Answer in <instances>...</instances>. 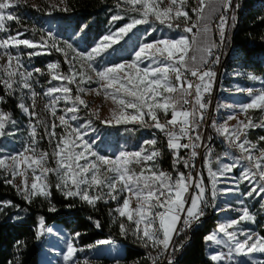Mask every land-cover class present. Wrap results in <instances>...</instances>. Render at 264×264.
Wrapping results in <instances>:
<instances>
[{
  "label": "snow or ice",
  "instance_id": "obj_1",
  "mask_svg": "<svg viewBox=\"0 0 264 264\" xmlns=\"http://www.w3.org/2000/svg\"><path fill=\"white\" fill-rule=\"evenodd\" d=\"M20 2L21 0H0V33L9 32L8 22L19 23V17L11 10ZM60 3L63 4L64 0H60ZM188 5L189 0H119L118 8L135 15L130 16L129 22L123 26L100 37L87 52L78 51L67 42L61 47L51 32L41 35L39 41L22 39L24 33L19 31L0 38V56L6 57V63L0 65V86L6 96L15 95L19 91L22 98L31 100V105L24 102L18 105L29 118L28 142L20 152L0 157V172L5 177L3 182L11 185L17 195L29 203L42 197L51 205L50 176H55V188L65 199L78 198L93 207L99 201L117 202L113 212L120 218L121 235L131 233L144 247L155 251V256L149 255L152 264H158L164 253L177 250L173 247L174 237L199 222L205 214L204 209L209 205V188L205 184L203 173L193 174L197 149L203 147L207 153L204 167L213 201L218 192L227 194L238 191V188L233 187L218 189L217 185L221 178H226L239 166L240 161L247 166L237 183L247 181L252 185L246 194L249 197L254 194L264 195V148L258 146L259 142L264 141V136H260L255 143L248 139L250 130L264 129V115L258 122L248 115L249 110L264 113V88L256 92L247 90L249 102L239 106V113L245 119H238L235 126L230 128L227 122H212L216 134L223 137L230 148L240 153L232 163H221L217 159V167L214 168L212 148L203 143L198 131L208 107L204 96L212 92L216 77L211 65L219 62L218 56L212 58L213 50L219 45L208 39L211 31L208 19L211 15L220 13L216 27L222 43L229 19L226 13L233 7L232 0H196L195 6L191 8L195 19L189 14ZM50 7L65 12L69 10L66 6L60 8L55 4ZM123 19L119 14L111 17L112 22ZM150 19L169 29H180L183 25V34L175 38L161 37L141 43L131 60L110 63L100 69L94 66L97 58H103L137 26L148 23ZM21 47L31 51H22ZM65 47L74 55L65 51ZM13 49L16 51L13 52ZM51 49L64 56V63L69 65L67 73L61 71L60 61L49 62L46 72L40 68L26 67L23 60L25 55L31 59L50 54ZM36 74L49 76L50 85L53 81L60 82L43 92V97L47 98L45 110L52 117L51 123L41 119L35 111V98L40 95L33 86ZM248 79L259 78L249 74ZM92 83H96L98 87H86ZM73 84L76 85L74 95L70 87ZM89 92L98 96L103 94L104 99L111 100L114 105L109 110V117L105 119H100L98 111L89 110L100 124H133L162 133L167 140V148L172 152L175 175L158 166L157 160L161 152L156 147V138L145 139L138 150L120 151L114 158L95 151L93 143L85 139L92 120L89 119L87 124L80 126L72 123L78 120L77 113L81 106L88 109V103L82 98V94ZM61 101L66 107L59 109L63 114L58 115ZM3 102L5 97L0 96V103ZM234 118L236 117L232 115L228 117ZM15 123L10 112L0 110V137L9 135L7 127ZM41 126L45 129L43 137L38 133ZM57 127L63 129L59 136ZM44 137L53 146L51 152L38 148L39 140ZM208 140L211 141L212 137L209 136ZM181 150H189L187 159L180 155ZM50 158L54 161V167L49 165ZM181 164L189 170L187 173L179 170L178 166ZM17 177L20 178L19 184L16 183ZM237 203L243 205L244 201L238 200ZM9 206H12V201H0V210ZM236 210L241 213L238 218L220 223L216 232L205 237L207 241L227 248V252L210 255V260L215 264L231 262L234 257L264 254V235L240 227L244 222L255 223V216L247 207ZM48 211L55 212V206H50ZM96 227H100L98 221ZM51 231L52 229L45 227L44 217H40L36 239ZM217 233L224 238H219ZM75 235L79 236L80 233ZM21 243L17 242L18 245ZM112 243L107 239L98 240L89 247ZM78 251L82 249L68 241L66 251L62 254L63 264H79L74 260ZM83 264L89 262L85 260ZM167 264H173L172 260L169 259ZM252 264L256 262L253 261Z\"/></svg>",
  "mask_w": 264,
  "mask_h": 264
},
{
  "label": "trees",
  "instance_id": "obj_2",
  "mask_svg": "<svg viewBox=\"0 0 264 264\" xmlns=\"http://www.w3.org/2000/svg\"><path fill=\"white\" fill-rule=\"evenodd\" d=\"M118 3L119 0H64V3H60L58 7L66 6L69 9L66 12L52 9L44 0L37 7H30L27 4L21 5V7L18 5L11 11L19 17V23L12 21L9 23V28L13 33L23 32L22 39L39 41L41 35L45 34L31 17H36L38 20L46 19L56 36L69 41L78 50L87 52L109 30L123 26L129 22L130 16L135 15L118 8ZM188 10H190V2ZM117 14L123 16L124 19L112 22L111 17ZM182 27L183 25L180 29H169L154 19H150L148 23L137 26L129 36L115 45L113 50H109V53L103 58H97L94 66L100 68L110 63L128 60L139 43L150 42L165 36L174 38L182 30ZM149 33L151 35H148ZM21 50L31 51L23 49V47ZM29 60L33 66L44 71L45 65L49 62L60 61L61 71L64 72L65 70L62 56L54 49L50 50V54L34 56ZM232 70H240L243 77L233 80L240 82L244 87L255 86L259 82L264 84V0H240L238 10H233L223 56L222 75L213 105L219 94L218 89L221 86L220 82L223 75H231ZM249 74L259 79L255 82L250 81L247 77ZM49 79V76H43V81L49 87L60 83L53 81L50 85L48 84ZM0 96L5 97V102L0 103V110L10 112L12 119L16 121L14 125L10 124L7 127V131L16 137L20 129V119H22L16 105V93L12 96H6L3 87L0 86ZM89 110V108L85 109L81 106L77 113L76 126L87 124L89 119L92 120L91 128L87 129L89 130L88 138L101 154L107 153V147L110 148L111 152L134 150L145 139L152 138L157 139V144H159V147L156 146L157 148H163L159 136L153 131L154 129L142 128L133 124L102 125L99 120L91 116ZM261 116L262 113L259 112V120ZM129 126L134 127L132 132L127 129ZM212 130L210 127V131L213 133ZM38 133L43 137L40 128H38ZM212 135L213 138L210 142L212 157L219 156L224 149L232 158L240 155L236 149L229 147L223 137ZM260 136H264V129L257 128L249 131L248 139L257 142ZM39 146L42 151H47L44 138L39 140ZM258 146L264 148V141L259 142ZM171 154L169 151V156H166L165 164L162 163V166L166 165L168 172H172L174 175ZM240 162L247 166L245 162ZM232 174L237 176V170L233 169ZM4 179L0 175V201H12V206L0 210V264H38L37 255L41 249L40 240L44 235L40 239H36L35 234L40 217H44L45 227L59 224L70 235L80 233L79 236L75 235V241L79 246L104 239L113 241L121 249L120 255L117 257L101 256V264H110L115 259L123 264H152L149 255L155 256V251L144 247L131 233L126 236L121 235L119 231L120 218L112 217L111 212L114 203L111 201L108 203L99 201L93 207L78 198L65 199L56 190L52 177H49V183L52 185L51 205L48 200L42 197H37L29 203L17 195L16 190L11 185L5 184ZM250 187L245 182L238 183L239 193L246 197L247 205L255 216V223L249 222L245 228L264 235V199H261V195L247 196V192L251 190ZM50 206H55L56 211L49 212ZM204 213L199 222L194 223L192 227L174 237L173 247L177 250L166 252L158 264H167L169 259L172 260L173 264H215L206 255L205 243L207 240L205 237L215 229L217 218H220L221 214L210 204L204 209ZM97 221L100 223L99 228L96 227ZM18 241L22 243L18 245ZM221 264H252V262ZM256 264H264V262H256Z\"/></svg>",
  "mask_w": 264,
  "mask_h": 264
},
{
  "label": "rangeland",
  "instance_id": "obj_3",
  "mask_svg": "<svg viewBox=\"0 0 264 264\" xmlns=\"http://www.w3.org/2000/svg\"><path fill=\"white\" fill-rule=\"evenodd\" d=\"M41 1H43V0H21L19 6L21 7V5L27 4L30 7H37V6L41 5ZM44 1L49 6H51L53 4L58 6L60 4V0H44ZM189 2H190V9H191L193 6H195L196 0H189ZM191 16L193 17V19L195 18V14H193L192 12H191ZM31 18L33 21H35L38 28L41 31H43L45 35L48 32H51L52 35L55 37L57 44L60 45L61 47L65 46V42L70 43L69 41L62 39L61 37L56 36L53 33V29H52L50 23L46 19L38 20L36 17H34V18L31 17ZM9 23L10 22H8V28H9ZM115 30H109L106 34H108L110 31H115ZM8 34H15V33H13L9 28L8 33H0V38L6 36ZM106 34H104V35H106ZM182 34H183V32L181 30V31H179V33H177L176 37H178ZM209 35H210V33H208V39H209ZM165 37H167V36H165ZM140 44L141 43H139L137 45L135 50H137L139 48ZM73 47L76 48L75 46H73ZM12 51L15 52L16 50L13 49ZM65 51L69 52L70 55H74L66 47H65ZM78 51H80V50H78ZM81 52H84V51H81ZM134 52H132V54L128 60H131L133 58ZM60 55L62 56L63 62H64V56L61 53H60ZM23 60H24V63H25L27 68H29V69L37 68V67L33 66V64L27 58L26 55L23 57ZM122 61H124V60H121L117 63H120ZM5 63H6V57L0 56V65H3ZM146 63L147 62H145V64ZM46 65H45V72L47 71ZM64 65H65L64 73H67L69 65H67L65 63H64ZM103 67H100V68H103ZM77 68H79V65H77ZM100 68H98V69H100ZM221 75L222 74H220V78H221ZM226 76H227V74H224L222 79H221V82H220L221 86L218 89L219 94H218V96L216 98V102L213 106V117L211 118L210 125H209L213 129L212 131H213L214 135H217V134H216L215 129L212 127L213 121H215L217 124H224L225 122H227V125L230 128L232 126H235L237 124L238 119H245V117L239 113V106L243 103L249 102L250 98L247 95V90L252 89L254 92H256L257 90L264 88V84H261V82L257 83L255 86L244 87L242 84H240V82L233 80V79H240L243 77L241 75L240 70H232L231 75H229L227 77ZM244 77H246V76H244ZM247 77H248V75H247ZM220 78H218V80H217V86L219 85ZM250 81L255 82V80H250ZM33 86H34L35 90L38 93H40V95H38L35 98V111L39 114V117L41 119H43L44 121H46L48 123H51L52 117L45 110V104L47 103V98L43 97V92L49 86H47L45 84V82L43 81V76H39L38 74H36L34 77ZM71 87L73 88L74 94H75L76 85L73 84V85H71ZM86 87L97 88L98 85L96 83H92V84L86 85ZM214 97H215V95H214ZM82 98L86 100V102L88 103V108L91 111H98L99 112L100 119L108 118L109 117V110L114 107L111 100H105L104 99L103 94L98 96V95H95L94 93L89 92L87 94H82ZM213 101H214V98H213ZM21 102H24L27 105H31V100L27 99V97L22 98L21 92L17 91L16 92V105H17V107ZM222 105H232L233 107L225 108V107H222ZM64 107H66V105L63 101H61L60 104L58 105V113H57L58 115L63 114L61 111H59V109H63ZM18 110H19L20 115L22 116V119H20V129H19L16 137H13L11 133L7 136L1 137V139H0V157L10 156V155H13V154L20 152L23 149L24 144L28 142V119L29 118L19 109V107H18ZM230 115L235 116L236 118L228 119V117ZM248 115L252 116L254 118V120H256L257 122L259 121V111L249 110ZM262 115H264V113H262ZM169 118H170V115H169ZM161 119L162 120L164 119L162 114H161ZM56 123L57 124L59 123L58 120L56 121ZM72 123L74 126H76V121H73ZM78 126H80V125H78ZM39 128L41 129L42 135L44 136V132H45L44 127L41 126ZM132 130H134L133 126H132ZM62 131H63V129L61 127H57L56 132H57L58 136ZM87 131H89V130H87ZM129 131L132 132L131 130H129ZM85 139L88 140L89 142H91L88 138V135L85 137ZM44 141L47 145V151L51 152L53 146L49 144L47 137H44ZM253 143H255V142H253ZM141 144H142V142L140 143V145ZM140 145L134 150H138ZM158 145L159 144H157L156 146H158ZM38 148H39V150H41L39 144H38ZM93 148L95 151L98 152V150L95 148L94 145H93ZM106 151H107L106 154H101L100 152H98V153L101 155H104V156L112 157V158H114L116 155L119 154V152H111L110 148H108V147L106 148ZM130 151H133V150H130ZM258 154L259 153H257V155ZM171 156H172V154H171ZM211 159L213 161V167L214 168L217 167V164H216L217 159H219V161L221 163H232L234 160V158H232L227 153L226 149L221 151L219 156H214V157L211 156ZM49 165L53 166V167L55 166L54 161L51 158L49 160ZM158 166H159V164H158ZM245 168H246V166L243 165L241 162H239V166L235 168L237 170V176L230 173V174H228V176L226 178H221V182L218 183V185H217L218 189H224L225 187L238 188L237 182L239 180L241 173L244 171ZM172 169H173V166H172ZM202 173L204 176L205 184L208 185V188H209L207 194L209 195L211 205L216 211H218V213L221 214L220 218H217V224H216L215 229H213L212 231H210L208 233V235H211L214 232H216L218 225L220 223L226 222V221L231 220V219L238 218V216L241 213L238 212L236 209H238L240 207H247L249 209V207L247 205L246 197L239 193V189H238V191H234L233 193H227V194L222 192V191L218 192V194L215 198V201H213V198L211 195V188H210V185L208 184L207 171H206L204 166L202 169ZM0 175L4 177L3 172H0ZM50 177H52V182L55 185V183H56L55 176H50ZM8 178H10V177H8ZM30 182H31V180L29 179V183ZM16 183L17 184L20 183L19 177H17ZM245 183L249 184L247 181H245ZM250 186H251L250 187V189H251L252 185H250ZM254 196H255V194H254ZM261 199H264V195H261ZM238 200H243L244 201L243 205L238 204L237 203ZM111 202L114 203V206H113L112 212H111L112 217L113 218L114 217L119 218L116 215V213L113 212V209L116 207L117 202H114V201H111ZM120 202L122 203V198H121ZM229 205L231 206L230 208L228 207ZM133 206H135L134 201H133ZM222 209H227V210H222ZM250 212H251V210H250ZM247 223H249V222L241 223L240 227L243 229H246V230H251V229L245 228V225ZM46 228H50V229H52V231L51 232H45L42 239L40 240V248L41 249L39 250L38 255H37V263L38 264H63V255L62 254L66 251V246H67L68 241H71L76 248L82 249V251H78L74 257V260L78 261L79 264H83V262L85 260H87L89 262V264H101V258H100L101 256L117 257L121 253V249L119 247H117V245L114 243L109 244V245H100V246L90 248L89 247L90 245L96 244V241H95L92 244H88L85 246H79V245H77V243L75 241V235L74 234L73 235L68 234L66 232V230L63 227H61L59 224H52V225L47 226ZM251 231H253V230H251ZM217 235L219 236V238H222V239L224 238L222 234L217 233ZM240 238L243 239V237H240ZM205 251H206V255L210 258V255L214 254L216 252H227V248H225L223 246H217L213 242L206 241ZM243 261L264 262V254L254 253L249 257H234L231 262H243ZM221 263H229V262L225 261V262H221ZM110 264H123V263L120 262L118 259H115ZM128 264H130V263H128Z\"/></svg>",
  "mask_w": 264,
  "mask_h": 264
},
{
  "label": "built area",
  "instance_id": "obj_4",
  "mask_svg": "<svg viewBox=\"0 0 264 264\" xmlns=\"http://www.w3.org/2000/svg\"><path fill=\"white\" fill-rule=\"evenodd\" d=\"M238 2H239V0H232L233 7L228 13H226V15L228 16L229 19H228V26L226 27V30H225V39L222 43L220 41L219 32H218V29L216 27V25L219 23L220 13L217 12L214 15H211L209 17V21H208L209 27L211 29V31L209 32L210 33V41H213L219 45L217 48H215L213 50V57H212V58H215L216 56H218L219 62L211 65L212 70L216 72V77H215V80H214L213 85H212V92L210 94H205V96H204V100L207 103L208 107H207V110L205 111L204 122L201 124V126L198 129V131L201 134L203 143L208 144V145H210V142L212 141V140L209 141L208 137L211 136L213 138V135H212L213 133L210 131V126H209L211 118L213 117V95L216 92L217 78L220 75V69H221L222 64H223V56H224V51H225V47H226V41H227V35H228L229 27H230V21H231L232 15H233V10H237ZM189 14L191 15V10H189ZM189 35H191V34H189ZM189 78L191 79V77H189ZM127 129L132 131V126L127 127ZM154 131L157 134V136H162L163 141H164V149H159L161 152V155L157 160V164H159L160 168L163 169L164 171H168L166 165L162 166V163L165 164V156H169V149L167 148V140L162 133H160L159 131H157L155 129H154ZM206 131H208V134H206ZM184 142H187V141H184ZM210 147L212 148L211 145H210ZM197 152H198V155L195 158V160L193 161V163L195 164V169L193 170V174H195V172H202V169L204 166V158L207 155L206 150L203 147L200 149H197ZM189 154H190L189 150H181V152H180V155L185 157L186 159L188 158ZM178 167H179L180 171H183L185 173H187L189 171L188 169H185L182 164L179 165ZM207 199L210 203L209 195H208ZM181 227H183L182 224H181Z\"/></svg>",
  "mask_w": 264,
  "mask_h": 264
},
{
  "label": "bare ground",
  "instance_id": "obj_5",
  "mask_svg": "<svg viewBox=\"0 0 264 264\" xmlns=\"http://www.w3.org/2000/svg\"><path fill=\"white\" fill-rule=\"evenodd\" d=\"M239 2H240V0H239ZM239 2H238V4H239ZM196 3V2H195ZM191 10V9H190ZM237 10H238V6H237ZM195 19V18H194ZM226 48V47H225ZM224 53H225V51H224ZM221 69H222V67H221ZM221 69H220V74H221ZM218 78H220V75H219V77ZM218 78H217V80H218ZM217 89V88H216ZM216 93V92H215ZM215 95V94H214ZM214 95H213V98H214ZM214 106V105H213ZM159 140L161 141V143L163 144V148H158V149H164V141H163V137L162 136H159ZM159 143V142H158ZM160 143V144H161ZM161 147V146H160ZM165 160H166V156H165ZM210 206H212L211 205V201H210Z\"/></svg>",
  "mask_w": 264,
  "mask_h": 264
},
{
  "label": "crops",
  "instance_id": "obj_6",
  "mask_svg": "<svg viewBox=\"0 0 264 264\" xmlns=\"http://www.w3.org/2000/svg\"><path fill=\"white\" fill-rule=\"evenodd\" d=\"M208 21H209V19H208ZM209 40H210V35H209Z\"/></svg>",
  "mask_w": 264,
  "mask_h": 264
}]
</instances>
